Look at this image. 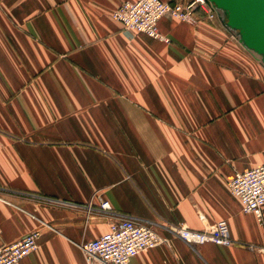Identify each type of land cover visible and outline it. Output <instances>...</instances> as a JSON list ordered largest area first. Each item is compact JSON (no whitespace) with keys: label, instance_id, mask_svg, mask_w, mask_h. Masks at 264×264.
<instances>
[{"label":"crops","instance_id":"crops-1","mask_svg":"<svg viewBox=\"0 0 264 264\" xmlns=\"http://www.w3.org/2000/svg\"><path fill=\"white\" fill-rule=\"evenodd\" d=\"M135 1L0 0V247L36 232L20 264H84L128 218L168 241L130 264H264V208L228 188L264 165V64L219 12L130 37L112 13ZM218 222L234 246L168 231Z\"/></svg>","mask_w":264,"mask_h":264},{"label":"built area","instance_id":"built-area-1","mask_svg":"<svg viewBox=\"0 0 264 264\" xmlns=\"http://www.w3.org/2000/svg\"><path fill=\"white\" fill-rule=\"evenodd\" d=\"M197 9L202 10L210 20L217 18L218 11L208 0L124 2L112 13V18L130 37L143 34L167 44L169 40L159 32L158 22L165 16H171L182 22L193 23ZM228 188L239 200L242 213L252 214L261 221L264 208V165L243 173H235L228 183ZM98 207L102 211L111 209L106 201H100ZM168 231L192 247L213 244L228 248L235 245L225 222L210 224L200 231L172 225L168 227ZM37 238L38 234L34 232L0 247V264H20L37 250ZM167 243V239L156 231L132 219L115 220L109 224L106 233L82 245L85 253L84 264H130L139 253ZM261 251L264 253V249Z\"/></svg>","mask_w":264,"mask_h":264},{"label":"water","instance_id":"water-1","mask_svg":"<svg viewBox=\"0 0 264 264\" xmlns=\"http://www.w3.org/2000/svg\"><path fill=\"white\" fill-rule=\"evenodd\" d=\"M220 12L222 24L237 34L240 44L264 64V0H208Z\"/></svg>","mask_w":264,"mask_h":264},{"label":"rangeland","instance_id":"rangeland-1","mask_svg":"<svg viewBox=\"0 0 264 264\" xmlns=\"http://www.w3.org/2000/svg\"><path fill=\"white\" fill-rule=\"evenodd\" d=\"M220 13V12H219Z\"/></svg>","mask_w":264,"mask_h":264}]
</instances>
